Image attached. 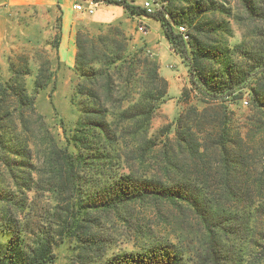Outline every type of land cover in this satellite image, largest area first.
<instances>
[{"label": "trees", "instance_id": "obj_1", "mask_svg": "<svg viewBox=\"0 0 264 264\" xmlns=\"http://www.w3.org/2000/svg\"><path fill=\"white\" fill-rule=\"evenodd\" d=\"M103 2L122 6L132 16L141 12L159 23L165 40L187 67L189 88L181 90L180 100L194 92L208 106L226 108L224 102L238 100L246 90L250 110L262 114L259 125H264V0H240L246 17L262 26L253 41L231 44L222 36L231 34L229 23L235 15L215 0H193L169 12L160 7L152 15L132 1ZM45 9L51 17L57 13L49 26L52 35L42 41L50 57L35 72L26 61L15 68L7 62V75L0 69V235L6 238L0 264H54L53 249L65 242L76 250L71 264H186L175 244L147 243V229L133 220L136 207L169 205L179 210L182 204L192 210L204 231L201 250L206 263L245 264L238 245L229 243L240 233L237 218H227L204 190L177 172L168 135L161 140L162 149L161 141L148 137L168 83L144 49L128 51L112 40L105 52L86 59L80 33L86 25L76 27L73 70L80 82L70 104L78 116L73 122L58 119L65 141L54 142L36 110L40 96L46 92L52 96L56 87L62 11L58 5ZM184 23L190 28L187 39L173 27ZM196 113L191 108L176 119L175 144L191 158L200 156L201 145L195 141V146L193 129L183 126L186 115ZM35 116L39 124L32 128ZM33 132L43 139L36 153ZM165 133H170L169 127ZM228 136L224 128L219 150L230 175L239 157L226 147ZM154 153L161 176L153 171L137 174L132 164L144 167ZM170 173L177 174L173 182L164 180ZM226 187L229 190L228 183ZM109 215L122 216L132 227V251L106 255L114 246L102 230Z\"/></svg>", "mask_w": 264, "mask_h": 264}, {"label": "rangeland", "instance_id": "obj_2", "mask_svg": "<svg viewBox=\"0 0 264 264\" xmlns=\"http://www.w3.org/2000/svg\"><path fill=\"white\" fill-rule=\"evenodd\" d=\"M143 1L132 0L131 5L140 7L138 5H142ZM152 1L156 3V10L165 7L169 12L173 9H183L193 0ZM215 1L229 7L235 15L229 23L231 34H223L222 39L229 44L253 41L257 28L262 24L246 17L240 0ZM105 4L110 7L105 6L103 13L101 12L103 8L93 7L97 12L93 16L102 13L105 22H94L90 17L85 16L74 26L72 36L74 47L76 27L85 24V28L80 33L82 52L86 59L105 52L111 47L112 40H117L121 47L128 51L144 49L148 61L157 63L158 73L167 81L168 90L165 102L160 105L151 120L148 137L159 142L168 135V142H171L169 149L173 150L172 159L177 172H181L187 180L194 181L196 188L204 190L211 203L223 211L227 218L230 220L237 218L240 233L237 238L231 237L229 243L238 245L245 264H264V125H259V122L263 121L262 114L250 110V98L246 90L238 100L222 102L226 108L208 106L201 102L202 98L194 92H191L186 100H180L181 90L189 88L187 67L165 40L159 23L141 12L137 11L138 15L132 16L127 14L122 6ZM45 8V6H27L6 11L9 20L3 42L0 43V69L6 75L9 70L8 63L15 68L17 65L22 67L26 61L32 72H35L46 58L50 57V51L43 48L42 41L52 35L53 31L49 26L57 13L53 11L51 17ZM217 17L220 19L219 15ZM223 19L226 18L223 16ZM140 25L144 26V31L139 29ZM173 27L179 34L180 27H183L186 33L190 30L185 23L178 26L173 24ZM60 62L61 66L56 72L54 92L50 97L48 92L40 96L36 113L44 117L43 121L47 123V129L54 142L64 144L63 131L57 122L60 118L73 122L78 116L70 104V98L80 79L74 72L73 65L70 66L61 59ZM149 67L147 66V69ZM191 108L195 109L197 116L186 115V124L183 128L190 126L195 133L194 143L198 141L201 145L200 156L193 158L183 147L179 148L175 144L176 119L180 114L185 115ZM38 121V116L33 117L32 128L39 124ZM166 127H169L170 133L164 135ZM224 128L229 131L226 147L239 157L237 162L231 165L235 169H230V175L225 172L219 150L220 135ZM33 133V136L31 134L32 149L36 153L41 148L43 139ZM161 143L162 141L158 143L160 149H162ZM157 156L158 153H154L148 157L144 167L133 163L134 171L140 176L149 173L148 171L161 176L154 163ZM176 175L170 173L164 177V180L173 182L177 178ZM227 183L230 191L226 187ZM135 216L133 220H136V224L147 229V243L171 242L182 251L187 259L186 264H208L203 260L201 250L205 239L204 231L192 210L184 204L179 210L169 205L136 207ZM131 228L123 221L122 216L106 217L102 230L110 236L114 245L107 251V256L133 250V242L130 239ZM5 243L6 238L0 235V248H3ZM73 246L66 242L57 243L53 249L56 255L54 264H71L76 255Z\"/></svg>", "mask_w": 264, "mask_h": 264}, {"label": "crops", "instance_id": "obj_3", "mask_svg": "<svg viewBox=\"0 0 264 264\" xmlns=\"http://www.w3.org/2000/svg\"><path fill=\"white\" fill-rule=\"evenodd\" d=\"M88 1L89 0H0V43L3 42L4 31L7 21L9 20V16H6V11L9 12L27 6L54 7L58 5L62 11V38L59 46V56L62 61L72 66L76 52L72 42L74 26L79 23V20L84 19L85 16L90 17V20L94 22H105L104 15L102 14L103 11H105V6H107L105 2H103L105 0H97L96 6H98V8H103V10H101L102 13L96 17L93 16L97 13L95 11L93 14L87 15L73 10L72 7L74 4H80L82 7L86 8ZM109 7L110 6H107V8Z\"/></svg>", "mask_w": 264, "mask_h": 264}, {"label": "built area", "instance_id": "obj_4", "mask_svg": "<svg viewBox=\"0 0 264 264\" xmlns=\"http://www.w3.org/2000/svg\"><path fill=\"white\" fill-rule=\"evenodd\" d=\"M113 1L116 3H121V2L130 3L132 0H113ZM95 6H96V2H94L93 0H89L87 2L86 8L82 7V5H80V4H74L72 8L75 11L82 12V13H85L87 15H91V14H93V11H94L93 7H95ZM155 6H156V3L154 1L144 0L142 5L140 6V8L143 9L147 13V15H152L156 11ZM139 29L141 31H144L145 28L143 25H140ZM179 30H180V34L183 35V37L185 39H187V36L185 35V29L183 27H180ZM246 104L247 103L245 102V105Z\"/></svg>", "mask_w": 264, "mask_h": 264}]
</instances>
